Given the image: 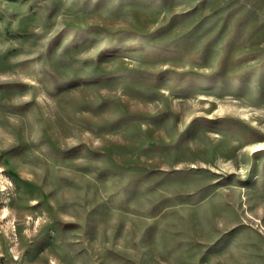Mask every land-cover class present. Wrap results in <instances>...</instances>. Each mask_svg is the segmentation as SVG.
Returning <instances> with one entry per match:
<instances>
[{
  "label": "rangeland",
  "instance_id": "obj_1",
  "mask_svg": "<svg viewBox=\"0 0 264 264\" xmlns=\"http://www.w3.org/2000/svg\"><path fill=\"white\" fill-rule=\"evenodd\" d=\"M0 264H264V0H0Z\"/></svg>",
  "mask_w": 264,
  "mask_h": 264
}]
</instances>
